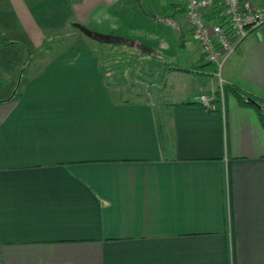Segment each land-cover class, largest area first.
<instances>
[{
	"label": "crops",
	"instance_id": "0c3cea01",
	"mask_svg": "<svg viewBox=\"0 0 264 264\" xmlns=\"http://www.w3.org/2000/svg\"><path fill=\"white\" fill-rule=\"evenodd\" d=\"M146 2L0 0V264H264L259 110ZM258 29L223 77L264 114Z\"/></svg>",
	"mask_w": 264,
	"mask_h": 264
},
{
	"label": "built area",
	"instance_id": "2783aa9c",
	"mask_svg": "<svg viewBox=\"0 0 264 264\" xmlns=\"http://www.w3.org/2000/svg\"><path fill=\"white\" fill-rule=\"evenodd\" d=\"M186 1L189 27L204 59L215 67L220 85L218 93L224 98L226 63L247 35L264 25V5L256 7L252 0ZM261 1L264 4V0ZM199 104L207 112L219 111L215 94L200 95Z\"/></svg>",
	"mask_w": 264,
	"mask_h": 264
},
{
	"label": "rangeland",
	"instance_id": "374dc122",
	"mask_svg": "<svg viewBox=\"0 0 264 264\" xmlns=\"http://www.w3.org/2000/svg\"><path fill=\"white\" fill-rule=\"evenodd\" d=\"M157 2H149V0H147V2L144 4L143 3V8L144 10H146L147 12L152 10L153 8H155L156 10H161L162 8L156 4ZM259 29H256L254 30L253 32L249 33L247 35V37L251 36L252 34L256 33ZM258 38V37H257ZM75 37H70L68 34H63V35H60V37H57L55 40H51V42L53 43H50L52 44L54 47H59V48H67L68 46L69 47H76L75 46V43H73ZM259 39V38H258ZM91 41V40H90ZM72 44V45H71ZM79 47L83 46L84 44L82 42L78 43L77 44ZM38 57H39V53H35V51L31 50V53H30V57H28V63L30 62H35L38 60ZM6 62L8 59H5ZM27 63V64H28ZM3 84V81H0V86Z\"/></svg>",
	"mask_w": 264,
	"mask_h": 264
},
{
	"label": "trees",
	"instance_id": "16d2710c",
	"mask_svg": "<svg viewBox=\"0 0 264 264\" xmlns=\"http://www.w3.org/2000/svg\"><path fill=\"white\" fill-rule=\"evenodd\" d=\"M80 30L85 34V35H91V37H92V34H90V31L87 29V28H85V27H83V26H80ZM89 32V33H88ZM95 36V35H94ZM93 36V37H94ZM227 90L228 91H232L233 92V94H235L236 95V97L239 99V101L241 102V103H243L244 105H250V106H256V108L259 110V113H260V116H261V118H262V121H263V123H264V114H263V112H262V106H260L259 104H256V103H254L255 101L254 100H250V97H248L247 95H244V94H241V93H239L238 91H236L235 89H232L231 87H228L227 86ZM190 105V104H189Z\"/></svg>",
	"mask_w": 264,
	"mask_h": 264
},
{
	"label": "water",
	"instance_id": "95a60500",
	"mask_svg": "<svg viewBox=\"0 0 264 264\" xmlns=\"http://www.w3.org/2000/svg\"><path fill=\"white\" fill-rule=\"evenodd\" d=\"M251 100V99H250ZM254 103H256V102H254ZM257 104V103H256Z\"/></svg>",
	"mask_w": 264,
	"mask_h": 264
}]
</instances>
